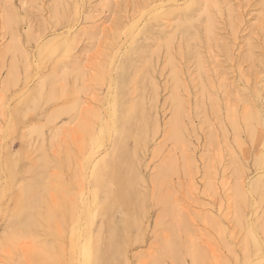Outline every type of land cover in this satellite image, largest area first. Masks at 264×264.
<instances>
[{
    "label": "rangeland",
    "instance_id": "1",
    "mask_svg": "<svg viewBox=\"0 0 264 264\" xmlns=\"http://www.w3.org/2000/svg\"><path fill=\"white\" fill-rule=\"evenodd\" d=\"M262 78L264 0H0V237L259 264Z\"/></svg>",
    "mask_w": 264,
    "mask_h": 264
},
{
    "label": "snow or ice",
    "instance_id": "2",
    "mask_svg": "<svg viewBox=\"0 0 264 264\" xmlns=\"http://www.w3.org/2000/svg\"><path fill=\"white\" fill-rule=\"evenodd\" d=\"M188 7L193 8L194 5H188ZM262 170H264V157H262ZM260 246L264 250V237L261 239ZM82 256L83 260L77 261L76 264H99L92 259L87 245L82 250ZM49 257L50 251L47 245L26 230H9L0 237V264H55ZM193 264H199V262L194 258ZM259 264H264V260H261Z\"/></svg>",
    "mask_w": 264,
    "mask_h": 264
},
{
    "label": "bare ground",
    "instance_id": "3",
    "mask_svg": "<svg viewBox=\"0 0 264 264\" xmlns=\"http://www.w3.org/2000/svg\"><path fill=\"white\" fill-rule=\"evenodd\" d=\"M177 109H178V108H177ZM177 109H176V110H177ZM245 121H246V120H245ZM110 190H111V189H110ZM126 196H128V195H126ZM229 199H230V198H229ZM125 201H126V200H125Z\"/></svg>",
    "mask_w": 264,
    "mask_h": 264
}]
</instances>
